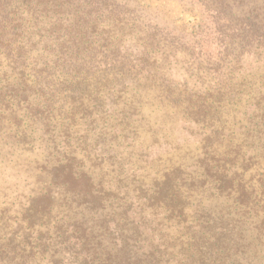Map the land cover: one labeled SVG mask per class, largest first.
Here are the masks:
<instances>
[{
	"label": "trees",
	"instance_id": "obj_1",
	"mask_svg": "<svg viewBox=\"0 0 264 264\" xmlns=\"http://www.w3.org/2000/svg\"><path fill=\"white\" fill-rule=\"evenodd\" d=\"M28 4L0 0V23ZM203 7L218 16L223 54L199 88L149 70L147 56L105 67L90 94L74 80L39 82L32 108L45 115L39 131L51 134L53 146L39 152L36 170L30 165L33 184L10 219L16 233L0 235V262L264 264V0H205ZM148 36L152 47L158 33ZM26 103L19 98L0 112L3 142L37 141L17 116ZM87 119L95 142L69 138ZM178 127L187 134L181 146L158 144L162 133L174 141Z\"/></svg>",
	"mask_w": 264,
	"mask_h": 264
},
{
	"label": "rangeland",
	"instance_id": "obj_2",
	"mask_svg": "<svg viewBox=\"0 0 264 264\" xmlns=\"http://www.w3.org/2000/svg\"><path fill=\"white\" fill-rule=\"evenodd\" d=\"M26 1L29 4L23 5L21 14L0 23V112L6 113L4 107H13L19 98L26 100L27 108L18 111L17 116L23 130L38 139L24 147L13 146L10 140L3 142L0 133V235L5 234V239L16 233L10 219L17 217L22 198L27 197L33 184L32 179H26L31 174L30 165L34 169L39 166L44 161V154L38 156L39 152L53 146L49 143L51 134L39 131L45 115L39 116L32 108L41 99L39 82L43 78L55 79L56 87L59 82L74 80L78 90L90 94L96 84L93 79L100 78V71L108 70L105 67L147 56L151 59L149 70L167 75L173 84L187 81L191 88H199L223 54L214 34L218 16L206 12L205 0ZM150 31L158 33L152 47L146 41L151 40ZM242 57L243 68H253L252 57ZM20 68L24 71L22 79ZM116 71L113 73L121 74ZM109 87L102 91L106 93ZM62 97L53 99L56 106L62 105ZM90 121L81 120L75 126L78 132L69 138L86 136L95 142V123ZM173 133L174 141L162 133L158 144L169 140L181 146L186 130L178 127ZM167 150L162 146L160 152ZM149 152L156 155L155 149ZM38 178L42 180L43 174ZM2 219L7 223L5 227Z\"/></svg>",
	"mask_w": 264,
	"mask_h": 264
}]
</instances>
